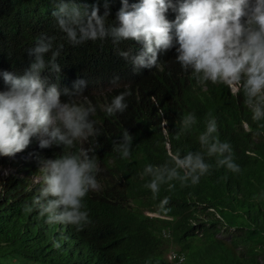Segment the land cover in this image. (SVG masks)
Returning <instances> with one entry per match:
<instances>
[{"label":"trees","instance_id":"1","mask_svg":"<svg viewBox=\"0 0 264 264\" xmlns=\"http://www.w3.org/2000/svg\"><path fill=\"white\" fill-rule=\"evenodd\" d=\"M78 2L89 10L99 7L101 15L107 3L108 23L119 24L122 0ZM54 7V0H0V73L27 71V50L41 33L64 44L57 59L59 78L47 69L41 75L69 91L77 80L87 82L75 99L95 108L90 118L99 136L77 141L73 151L94 150L99 188L85 198L91 223L76 231L47 224L37 211H23L42 187L29 177L36 170L33 162L43 157L41 152L50 153L47 159L56 158L62 147L31 153V162L18 163L20 173H0V264H264V134L254 135L256 124L243 95L222 84L198 85L176 62L175 49L161 55L159 67L136 72L117 47L134 52L140 43L114 46L107 39L70 45L56 26ZM167 18L174 20L175 13L169 10ZM5 87L0 76V90ZM100 89H108L103 100L97 95ZM125 91L131 92L127 110L107 116L106 106ZM187 112H194L198 123L177 139L180 117ZM209 112L217 118L221 141L233 145L241 172L214 167L197 185L181 187L176 182L171 191L162 186L154 200L144 188L150 180L143 176L144 167L164 163L169 152L199 150L198 136ZM125 129L133 144L130 157L122 159L113 144ZM165 197L169 203L162 206ZM221 232H230L229 240L219 236ZM54 241L61 247L55 248ZM171 251L177 258H169Z\"/></svg>","mask_w":264,"mask_h":264},{"label":"clouds","instance_id":"2","mask_svg":"<svg viewBox=\"0 0 264 264\" xmlns=\"http://www.w3.org/2000/svg\"><path fill=\"white\" fill-rule=\"evenodd\" d=\"M54 2L52 16L70 45L107 39L114 46L124 41L140 43L134 52L117 47L118 55L136 72L159 67L161 55L175 49L176 62L191 73L198 85L222 84L242 94L243 104L256 124L254 135L264 134V0H140L131 5L122 0L118 25L108 23L107 3L101 15L99 7L89 10L78 0ZM169 10L175 13L172 21L167 18ZM56 40L55 36L41 33L27 50V71L22 75L0 73L7 85L0 90V156L20 153L18 163L24 165L25 160L31 162V153L62 147L54 159H47L50 153L41 152L43 157L33 162L35 172L26 173L31 180L39 175V180L32 181L42 182V187L23 211H37L49 225H68L82 231L91 223L85 198L99 188V169L93 149H73L77 141L99 136V131L90 118L95 108L75 101L83 93L85 80L74 82L69 91L42 78L45 69L57 74V78L61 73L57 59L64 44ZM129 95L131 92L125 91L114 96L106 106V115L123 114ZM162 122L167 124V120ZM197 123L194 112L183 114L176 138L191 132ZM198 142L199 150H188L183 155L179 150L169 152L164 163L144 167L143 176L150 178L144 188L151 191L154 200L159 198L162 186L167 185L171 191L176 182L181 187L197 185L214 167L233 174L241 172L233 145L221 141L217 118L211 112L205 117ZM132 144L133 136L125 129L113 150L127 159ZM213 159L214 164L210 162ZM16 171L20 173L18 167ZM168 203L165 197L161 205ZM53 246L60 248L61 244L54 241Z\"/></svg>","mask_w":264,"mask_h":264},{"label":"rangeland","instance_id":"3","mask_svg":"<svg viewBox=\"0 0 264 264\" xmlns=\"http://www.w3.org/2000/svg\"><path fill=\"white\" fill-rule=\"evenodd\" d=\"M6 88L7 87H5V89ZM106 90H108V89H100V90H97V95H98L99 99H102L103 100V97H105L104 93L106 92ZM84 100L85 99H83V101ZM75 101L77 103L80 102L79 99H75ZM19 158H20V153H17L13 157H3V156H0V173L3 174L4 172H7L8 170H11V171L15 172L17 170V167H18V160H19ZM39 179H40V176L39 175L37 177H32V180L33 181H37ZM145 213L150 214L152 216H157L158 215V214L153 213V212H151L149 210H146ZM219 236L224 237V238H226V239L229 240V238H230V232H221L219 234ZM172 250H175V248H173ZM171 252H173V251H171Z\"/></svg>","mask_w":264,"mask_h":264},{"label":"built area","instance_id":"4","mask_svg":"<svg viewBox=\"0 0 264 264\" xmlns=\"http://www.w3.org/2000/svg\"><path fill=\"white\" fill-rule=\"evenodd\" d=\"M169 258L171 260H173V259L177 258V254L175 252H171L170 255H169ZM182 260H183V257L182 256L179 257V261H182Z\"/></svg>","mask_w":264,"mask_h":264}]
</instances>
